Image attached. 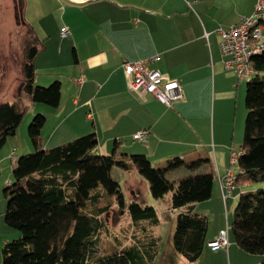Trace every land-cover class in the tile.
<instances>
[{
  "label": "crops",
  "instance_id": "obj_1",
  "mask_svg": "<svg viewBox=\"0 0 264 264\" xmlns=\"http://www.w3.org/2000/svg\"><path fill=\"white\" fill-rule=\"evenodd\" d=\"M24 1L22 12L25 17L34 18L38 33L35 34L43 42V48L34 58L35 70L40 74H62V70L71 73L64 102H60V81L59 104L50 113H57L54 125L45 133L40 129L42 147L93 132L97 140L95 153L99 154L111 151L116 141L117 153H143L151 162L172 156L211 157L215 168L211 195L193 205V210L200 208L199 213L208 216L204 245L194 262L183 257L179 262L230 264L233 254L236 264H250L247 260L250 258L242 256L240 250H244L230 234L227 208V201L239 199L247 184L235 183L226 198L220 187V176L228 169L238 168L230 162V155L241 150L243 132L237 147L233 144L234 124L230 123L239 106L240 94L244 103L241 85L245 78L238 79L224 67L218 29L250 15L256 0H54L37 5L42 8L40 11L35 7L28 10V1ZM63 25L69 29L66 36L60 34ZM62 44L70 46L73 57ZM63 52L64 61L46 63L53 54ZM154 54L159 57L150 67L180 84L181 98L171 105L163 104L149 93L139 96L128 87L123 62ZM226 101L233 105L227 117L222 111ZM245 115L246 107L244 119ZM138 130H146V134L134 138L132 135ZM32 148L33 145L26 143L24 150ZM134 169L137 172L135 166ZM0 226L3 229L0 235H13ZM221 229H227L228 246L212 250L208 241ZM155 255L158 256L157 250L153 262Z\"/></svg>",
  "mask_w": 264,
  "mask_h": 264
},
{
  "label": "trees",
  "instance_id": "obj_2",
  "mask_svg": "<svg viewBox=\"0 0 264 264\" xmlns=\"http://www.w3.org/2000/svg\"><path fill=\"white\" fill-rule=\"evenodd\" d=\"M33 32L32 26H27L21 36L19 85L29 100L57 107L59 80L47 86L33 85L34 58L43 48ZM251 62L257 73L247 78L245 85L246 115L236 161V183L247 185L264 182V50L252 56ZM22 114L17 100L0 103V147L15 134ZM45 119L40 113L33 117L28 132L34 151L13 158V178L4 188V221L17 229L19 236L3 244L2 264H152L156 249L140 239L110 253H96V232L104 226L100 215L110 207L109 203L98 204V186L115 195L121 209L120 186L110 171L112 166L127 168V159L147 180L153 197L172 192L171 205L181 207L174 222L173 248L190 263L199 257L207 217L194 211L193 205L211 195L215 175L211 157L172 156L156 166L143 153H117L116 141L109 153L99 154L93 152L97 143L93 132L42 147L39 134ZM87 206L91 214L84 212ZM128 208L133 220H155L152 206L131 203ZM230 229L235 243L246 252L263 255L264 264V188L239 196Z\"/></svg>",
  "mask_w": 264,
  "mask_h": 264
},
{
  "label": "rangeland",
  "instance_id": "obj_3",
  "mask_svg": "<svg viewBox=\"0 0 264 264\" xmlns=\"http://www.w3.org/2000/svg\"><path fill=\"white\" fill-rule=\"evenodd\" d=\"M27 1L28 10H31L34 7L37 8V5H41L44 2H54V0ZM24 2V0H0V103L17 100L19 105H22L23 110L22 119L15 134L8 136L4 144L0 147V157H3L0 160V225L2 224V226L5 228V232H13V235H0V240H2L0 245V264H2V245L5 242L15 239L19 236V231L17 229L8 226L4 221H2L4 220L3 211L7 203L6 197L4 195V188L8 186L9 183H11L13 178V166L11 165V157H14L16 159L20 155L34 151V148H32L31 150H24L26 143L32 145L28 132V126L32 122L33 117L36 114L40 113L47 116L50 115L54 108L43 102H35L29 100V98L26 97V95L20 90L19 84L22 80L21 63L23 60L21 54V36L27 26L34 27L33 31H35L33 33H37V24L34 21V18L31 16L25 17L22 12L24 9ZM40 8H37L36 11H40ZM46 26H49V24H46ZM68 38H63L61 40H68ZM62 46L66 49H69L70 52H68V55L70 54V57H73L70 46H66L63 44ZM56 48L57 46L55 47V49ZM64 57V52L62 53V55L53 54L52 58L46 63L53 64L59 61H64ZM40 63L43 64V60L41 61L40 59ZM69 68L70 67H68V69ZM62 71V74L52 75L50 73L40 74L38 73V70H35L33 85L47 86L54 80L61 81L62 95L60 102H64L66 98L64 92L66 94L67 91L66 82L70 80L71 73L68 70ZM247 78L242 81L241 85L244 89V96L245 83L247 81ZM229 92L230 91H228V93ZM216 98H218L217 95ZM238 102L239 106L234 114L233 122L230 123V125L234 124L235 141H233V144L237 147L241 142L243 132V119L245 114L243 94H240ZM62 106L63 109L66 108L65 105ZM232 107V102L226 101L223 104L222 111L223 113H225L226 117L228 116V114L232 113ZM56 119L57 113H53L52 115L46 117V122L41 128L42 130L44 129L43 133H45L50 127L54 125ZM43 133L39 134V139L41 136L43 137ZM96 151L97 148L93 150V152ZM109 152L110 150L108 151V153ZM127 163V168L112 166L110 171L111 177L116 180L120 186L123 200V206L121 207V209H119V204L116 201V196L106 194L101 185L98 186V189H100L101 192L100 201H98V204L100 205L109 203L110 207L107 211L100 215V217L104 221V226L96 232V253H110L122 246H128L132 244L136 241V239H140L144 240V242L149 245L151 249H156L158 251V256L155 255L154 262H152V264H180L179 260L182 257L173 248L172 234L174 230L175 217L181 207H173L171 205V191H168L162 197H153L150 194L147 180L138 172H136L133 163L129 159H127ZM152 163H154L156 166H162L163 160H155L152 161ZM260 188H264V182L247 185L246 187H244V191L254 192ZM237 199L236 201L233 200V202H231L230 200L227 201L229 222H231L233 218V211L237 203ZM131 203H138L142 207L152 206L156 214L155 220L152 221L151 219L147 218L139 219L137 221L133 220L128 208ZM88 206L90 207V205ZM88 206L87 208H84V212H86L87 214H91ZM199 209L200 208H194V211L199 213ZM228 227L230 229V226ZM0 230H3L1 226ZM240 252L244 254L242 256L250 258L247 259L250 264H261L263 255L249 252L247 253L246 251L241 250ZM230 261V264H236L237 258H234L233 254H230ZM242 261H244V259H242ZM203 264L206 263L203 262Z\"/></svg>",
  "mask_w": 264,
  "mask_h": 264
},
{
  "label": "built area",
  "instance_id": "obj_4",
  "mask_svg": "<svg viewBox=\"0 0 264 264\" xmlns=\"http://www.w3.org/2000/svg\"><path fill=\"white\" fill-rule=\"evenodd\" d=\"M254 17H264V0H256L253 12L250 15L241 16L240 19L224 28H219V47L223 54V65L233 71L238 79H241L247 70H255L244 60V53L258 44L264 43L263 26L256 29L253 35H244L245 22ZM60 34H69L68 26L60 28ZM158 54H154L142 59L124 61L123 71L128 78L129 89L139 96L144 93L153 95L165 105L181 98L180 84L175 78L160 72L158 69L150 67V64L158 59ZM81 82V78L77 80ZM146 134V130H138L133 133L134 138H141ZM239 151H232L230 162L234 163V156H239ZM239 169V168H237ZM236 183L235 170L228 169L220 176V187L222 195L226 198ZM211 249L226 248L228 246V235L226 229H221L219 233L208 241Z\"/></svg>",
  "mask_w": 264,
  "mask_h": 264
},
{
  "label": "bare ground",
  "instance_id": "obj_5",
  "mask_svg": "<svg viewBox=\"0 0 264 264\" xmlns=\"http://www.w3.org/2000/svg\"><path fill=\"white\" fill-rule=\"evenodd\" d=\"M264 27V17H254L248 21L245 22L244 25V35H253L255 34L256 29L259 27ZM264 50V43L263 44H258V46H255L253 48L248 49L244 53V60L245 62L252 68V62H251V57L261 53ZM257 73L256 70H247L245 71L243 77L241 79L251 77L252 75H255ZM241 149V148H240ZM241 152V150H240ZM238 156H234V163H236ZM237 170H235V177H236ZM226 235H227V230H226Z\"/></svg>",
  "mask_w": 264,
  "mask_h": 264
}]
</instances>
